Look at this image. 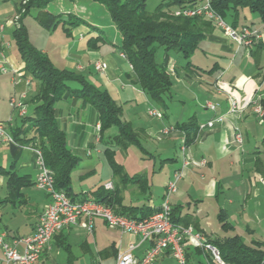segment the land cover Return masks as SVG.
I'll use <instances>...</instances> for the list:
<instances>
[{
  "label": "crops",
  "instance_id": "obj_1",
  "mask_svg": "<svg viewBox=\"0 0 264 264\" xmlns=\"http://www.w3.org/2000/svg\"><path fill=\"white\" fill-rule=\"evenodd\" d=\"M18 2L0 0V24L4 27L0 32V53L4 65L13 71L0 74V94L2 98L10 99L25 93L26 110H30L26 113L28 115L33 112L35 103L32 99L39 85L29 93L33 83L29 87L25 85L26 79L32 80L26 75L25 64L13 40V32L20 23L27 29L30 41L31 27L24 22L27 16L20 21L14 20L15 16H19L16 13ZM94 3L102 5L97 0H53L46 7L49 13L61 16V20H67L71 15L80 19L81 23L75 27L58 24L47 30L35 17L37 23L32 25V29L44 41L39 45L30 41L47 55L54 68L74 72L90 84L106 90L121 107V118L131 124L138 141V145L122 148L112 142L117 133L113 137L107 136L105 140L103 136L100 139V133L96 132L99 115L93 107L74 97L56 102L54 108L57 123L65 133L66 146L80 160L71 173L70 188L74 201L94 200L91 193L103 187L116 196L113 211L120 213L137 209L136 217L144 218V212H139V209L157 210L162 203L167 183L174 172L181 169L183 155L180 148L184 145L186 156L194 163L204 160L206 164L186 168L176 184V192L171 195L170 204L178 224L192 227L194 233L200 234L205 241L227 237L224 236L226 233L237 234L241 239L239 232L246 235L245 239L250 240V244L253 241L264 244V33L247 50L231 42L222 30L211 23L195 50L201 49V53L210 60L205 69L192 64L190 58L179 69L175 61L170 59V51L167 71L172 84L162 108L133 83L131 65L117 51L121 34L119 37L112 19L110 28L114 29L113 37L105 34V27L93 19V13L87 8ZM263 26L260 20L258 24L253 21L251 23L253 29H261ZM96 62L107 64L105 73L94 71ZM14 77L20 79L16 84L12 82ZM218 84L222 89H218ZM188 99H193L195 104L189 105ZM230 99L237 102L238 112L234 115H227ZM207 103L216 105L215 112L206 108ZM257 106L262 108L263 117L255 111ZM150 107L160 109L162 117L148 116L147 109ZM218 115H226L225 120L211 129L198 130L193 143L185 145V133L179 127L181 124L194 118L199 126ZM9 118H12L11 114H4L0 109V121L6 122ZM19 123L14 120L13 125ZM235 127L243 135L242 146H238L234 140ZM164 129H168L169 133L163 134ZM102 145H105L104 149ZM33 149L22 145L0 146V158L3 164H9L8 169L0 165V176L4 175L2 171L15 172L18 176H28L34 183L38 170ZM107 149L112 152L119 174L113 172L107 161ZM101 157L106 160L108 168L105 171ZM257 160L263 165L260 170L255 166ZM157 161L161 165L171 164V168L163 174L160 164L156 169ZM99 169L100 179L88 184ZM103 173L107 176L102 179ZM136 177L142 178L145 183L128 181ZM108 183L112 185L110 190L104 188ZM28 188L36 187L33 185ZM26 189L21 191L24 203L0 204V232L6 233L10 241L30 235L44 207L49 203V197L44 192L41 197L33 198L26 193ZM5 196L6 193L0 202ZM3 213L12 222L11 227L2 224ZM220 213L226 215L233 231L222 230L218 219ZM213 214H216L218 227L211 220ZM18 219L19 222H14ZM130 244L136 246L132 252L136 259H141L150 247L149 242L141 243L139 237L122 233L108 227L103 220L94 219L90 233L80 226H70L56 233L49 248L44 251L41 263L57 264L56 255L58 251H63L67 255L64 264H73L80 258L83 264H115L116 256L126 251ZM18 248L22 249V246ZM185 251L188 264H215L211 253L204 248L188 244ZM194 257H202L203 261L198 258L194 262ZM151 264L175 262L168 252H163Z\"/></svg>",
  "mask_w": 264,
  "mask_h": 264
},
{
  "label": "trees",
  "instance_id": "obj_2",
  "mask_svg": "<svg viewBox=\"0 0 264 264\" xmlns=\"http://www.w3.org/2000/svg\"><path fill=\"white\" fill-rule=\"evenodd\" d=\"M8 1V0H3ZM53 0H19L16 13L19 21L26 17L32 9H38L36 20L45 29L51 30L58 24L75 27L81 23L80 19L69 15L67 20L53 15L46 7ZM109 13L115 27L121 34V42L117 51L125 56L132 68V81L155 104L164 108L165 100L169 96L171 79L168 66V53L175 51L184 59H189L202 39L203 33L211 27V22L203 18L175 17L178 9L194 7L200 0H159L152 12L146 10L148 0H97ZM213 11L232 27L238 28L239 15L242 9L256 14L264 23V0H210ZM68 29V28H67ZM13 40L17 52L25 64L26 75L38 82V91L32 102L35 103L33 112L20 118V123L9 131L17 143L31 146L42 153L44 164L52 173L55 189L62 190L74 201L71 195V173L78 164L77 158L66 146L65 133L60 129L54 105L67 97L82 100L93 107L99 115L100 139L111 127H116L117 134L112 142L118 147L138 145V141L130 123L122 120V110L110 97L106 90H102L85 80L84 77L67 70L53 67L47 55L31 44L27 29L18 24L13 32ZM162 48L164 56L156 60L158 49ZM76 83L78 87H71L69 83ZM180 129L185 133V145L193 143L197 136L198 125L194 118L181 124ZM107 161L115 174L119 168L113 160L112 152L105 151ZM256 169L262 168L257 160ZM6 175V196L1 203H24L22 189L34 185L28 176H18L15 172L2 171ZM124 181H127L126 179ZM128 181L144 184L142 178H132ZM146 191V189H142ZM94 201L113 207L116 204L114 192L105 191L103 187L91 193ZM113 209V208H112ZM137 209H128L117 214L137 218ZM157 210L139 209L144 212V218ZM146 212V213H145ZM222 230L233 231L227 222L226 215L218 216ZM171 221L179 225L171 213ZM181 226V225H180ZM187 227V226H184ZM189 227V226H188ZM206 243L213 246L225 264H262L264 260V244L253 241L250 245L243 243L237 234L221 239H209Z\"/></svg>",
  "mask_w": 264,
  "mask_h": 264
},
{
  "label": "built area",
  "instance_id": "obj_3",
  "mask_svg": "<svg viewBox=\"0 0 264 264\" xmlns=\"http://www.w3.org/2000/svg\"><path fill=\"white\" fill-rule=\"evenodd\" d=\"M174 16L203 18L222 30L231 42L247 50L264 33V26L261 29H253L246 26L232 27L213 11L210 0H200L199 4L194 7L178 9L174 12ZM18 19L19 16L14 17L15 21ZM3 28V25L0 24V32ZM120 56L125 58L123 54H120ZM2 58L3 56L0 53V74L13 73L4 65ZM93 68L95 72L103 74L107 70V64L105 62H96ZM19 81L20 79L12 78L14 84ZM30 84L31 81L26 79L25 85L29 87ZM218 89H222L220 84H218ZM24 100L25 93L20 94L19 97L13 96L9 99L10 107L17 110L20 118L27 113ZM206 108L215 112L216 105L207 103ZM255 111L260 117H263V110L260 106H257ZM237 112L236 100L230 99V108L227 115H234ZM147 114L153 118L162 117L161 112L152 107L147 109ZM225 117L226 115H218L205 124L199 125L198 130L211 129L215 124L223 122ZM13 124L14 120L12 118H9L6 122L0 121V146H21L15 141L9 131L13 128ZM96 132L97 134L100 132V123L96 125ZM168 133V129L163 130V134ZM234 140L238 146H242L243 135L237 127L234 128ZM33 151L36 155L35 164L38 170L34 186L49 197V203L44 207L39 222L30 235L10 241L6 233L0 232V251L2 254L0 262L2 264H42V255L49 248L50 241L56 233L70 226H80L90 233L92 232L94 219H101L110 228L139 237L141 243H150V247L141 259L134 257L132 252L136 246L130 244L126 251L116 256L115 264H151L163 252H168L175 264H188L185 251L188 244L208 250L215 264H225L221 260L219 252L213 246L207 244L200 234L194 233L192 227H183L171 221L172 207L170 197L176 192V184L182 178L184 170L192 165L204 166L206 164L204 160L197 164L194 163L186 156L184 145L180 148L183 155L182 167L174 172L172 179L167 183L160 207L152 215L140 220L117 214L111 207L94 200L72 201L65 192L55 189L53 175L46 168L41 151L39 149H33ZM262 184L264 185V180H262ZM104 188L110 190L112 185L110 183L105 184ZM81 220L83 222L80 223ZM19 245L22 246V249L18 248ZM262 264H264V260Z\"/></svg>",
  "mask_w": 264,
  "mask_h": 264
},
{
  "label": "rangeland",
  "instance_id": "obj_4",
  "mask_svg": "<svg viewBox=\"0 0 264 264\" xmlns=\"http://www.w3.org/2000/svg\"><path fill=\"white\" fill-rule=\"evenodd\" d=\"M16 2H18L19 0H15ZM159 3V0H148L147 1V4H146V10L148 12H152L155 7L158 5ZM88 10L93 13V19L95 21H98L101 25H103L105 28H104V32L105 34L110 37H113V34H114V29L113 28H110V25L112 24V21H111V18H110V15L109 13L107 12V10L102 6L100 5L99 3H94L92 6H87ZM38 13V9H32L30 14L27 15V17L25 18L24 22L25 24L28 25V27H31L30 28V41L32 42H35L36 45H39L40 43H42V41H44L43 38L37 36V32H35L33 29H32V25H36V20H35V17ZM252 21L254 22V24H258L259 23V18L256 14H253V13H250L247 9H242L240 11V15H239V22H238V26H250L251 27V23ZM59 30V29H58ZM58 32V31H57ZM59 33V32H58ZM119 37H120V33L119 31H117ZM56 36V33L55 35ZM39 43V44H38ZM13 50L14 47H12ZM170 59L172 61H175V64L177 65V67L180 69L181 67H184L185 64H186V59H184L182 57L181 54H178L176 53L175 51H171L170 53ZM164 56V51L162 48L158 49L157 51V54H156V60L157 61H160ZM54 61V59H53ZM190 61L192 62V64H194L195 66H198V67H206L208 65V61L210 62V60H207V57H205L202 53H201V49H198L197 51H195V53L190 57ZM56 63V62H54ZM205 69V68H204ZM33 83V86H31V88L29 89V93L32 92L33 90H35V88L38 86V82L36 81H31ZM69 85L71 87H78L76 83H69ZM28 93V94H29ZM194 100L192 99H188V104H195V102H193ZM188 106V105H187ZM157 110H159L161 112L160 109L156 108V107H153ZM188 108V107H187ZM0 109H1V112L4 113V114H11V117L13 120H16L17 122H20V118L18 117V114H17V110H14L10 107V104H9V98H2L1 94H0ZM29 109L27 110V113H29ZM201 112V111H200ZM162 113V112H161ZM169 114V113H168ZM29 115V114H28ZM117 133V129L116 127H111L109 130H107L103 137H104V140L107 139V136H111L113 137L115 134ZM68 144L70 143V140L68 139L67 140ZM70 145V144H69ZM105 145H102L101 148L104 149ZM177 154V151L175 152ZM26 162H27V159H24ZM101 160V163L102 165L104 166V171H105V168H108L107 165H106V160L104 158H100ZM2 161V162H1ZM8 163H10V160H8ZM157 167L156 169L158 170V166L160 164L159 161H157L156 163ZM0 165H5L3 164V160L2 158H0ZM161 165V164H160ZM163 165V166H162ZM161 167H163L162 169V172L163 174L167 173L168 169H170L171 167V164H162ZM7 167V169L9 168V164H6L5 165ZM174 167H177L173 164ZM14 169V168H13ZM15 170V169H14ZM156 170V171H157ZM100 169L97 170V173L96 175L88 181V184L89 183H92L93 181H98V179H100ZM31 175H33V173H31ZM105 176H107V174L103 173L102 175V179L105 178ZM0 179L2 180V184L0 186V199L3 198V196L5 195L6 193V185H5V176L2 175L0 176ZM157 179V178H156ZM26 193L27 194H30L31 197L33 198H38V197H41L42 196V191L38 190V189H32V188H27L26 189ZM212 207H214V205L211 204ZM213 209V208H212ZM2 224H6V225H11L10 223V219L6 218V214L3 213L2 215ZM211 220L213 221V223H215L214 225H216V227H218V224H217V220H216V214H213L212 215V218ZM20 219L14 221V222H19ZM11 227V226H10ZM242 238V242L245 243V244H250V240H246V235H243V234H240L239 232H237ZM229 235H232V233H226L224 234V236H229ZM56 248L54 247V250ZM57 252V250L55 251ZM58 255H56V259H57V264H64L67 260V255L65 254V252L63 251H58ZM194 262L197 261V259L199 258V260L203 261V258L202 257H194ZM64 262V263H63ZM192 263V262H191ZM46 264H52L51 262H47ZM73 264H83V261L82 259H77L76 261H74Z\"/></svg>",
  "mask_w": 264,
  "mask_h": 264
}]
</instances>
